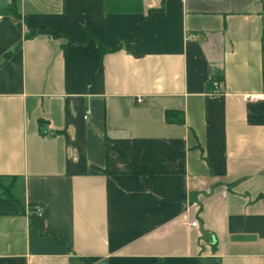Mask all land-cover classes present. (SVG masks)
Returning <instances> with one entry per match:
<instances>
[{
  "label": "crops",
  "instance_id": "0c3cea01",
  "mask_svg": "<svg viewBox=\"0 0 264 264\" xmlns=\"http://www.w3.org/2000/svg\"><path fill=\"white\" fill-rule=\"evenodd\" d=\"M12 2L0 264H264V0Z\"/></svg>",
  "mask_w": 264,
  "mask_h": 264
},
{
  "label": "trees",
  "instance_id": "16d2710c",
  "mask_svg": "<svg viewBox=\"0 0 264 264\" xmlns=\"http://www.w3.org/2000/svg\"><path fill=\"white\" fill-rule=\"evenodd\" d=\"M7 11L11 12L16 17H19V18L21 17V14L18 12V9H17L16 0H13L11 5L7 8ZM25 22H26V26L28 28V33L26 34V38H31V37L35 36L36 34H38V33H47V34H49V35H51L53 37H60L62 35H68L66 32L58 30V29H55L53 27H47L45 29H43V28H36L35 29L27 19H25ZM86 36H87V38L95 37L94 34H92L90 32H87ZM70 42L73 43V42H76V41L70 39ZM98 44H99V46H100V48L102 49L103 52L108 50V49H106V47L104 46V44L101 41H98ZM117 48H118V46L115 45L111 49L115 50ZM217 79H221V77L218 75ZM170 116H171L170 112H167L166 113V117L168 119H170ZM42 125H43V123H42ZM0 187L5 189V191L8 194L11 195V192H10L11 191V188H10L11 185H4V184L1 183V180H0ZM215 249H216V245H214V250ZM84 260L88 261L89 263L91 262L87 258H85ZM209 261H211V264H220L217 261L216 257H210ZM151 264H167V263L163 259L158 258V259H155Z\"/></svg>",
  "mask_w": 264,
  "mask_h": 264
},
{
  "label": "built area",
  "instance_id": "2783aa9c",
  "mask_svg": "<svg viewBox=\"0 0 264 264\" xmlns=\"http://www.w3.org/2000/svg\"><path fill=\"white\" fill-rule=\"evenodd\" d=\"M210 80H212V83L214 85V89L213 91H211L210 94H221L222 91L220 90V80L216 79L214 74L210 75ZM258 95H254V94H245L244 95V99L246 100H253V99H257ZM37 211H41L42 210V206H37L36 207ZM198 224V219H195L192 221V225L196 226Z\"/></svg>",
  "mask_w": 264,
  "mask_h": 264
},
{
  "label": "rangeland",
  "instance_id": "374dc122",
  "mask_svg": "<svg viewBox=\"0 0 264 264\" xmlns=\"http://www.w3.org/2000/svg\"><path fill=\"white\" fill-rule=\"evenodd\" d=\"M208 264V263H207ZM209 264H211V261L209 262Z\"/></svg>",
  "mask_w": 264,
  "mask_h": 264
}]
</instances>
